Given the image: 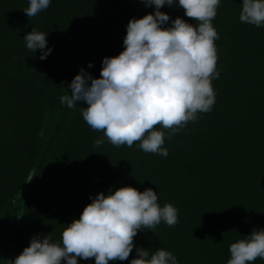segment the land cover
Segmentation results:
<instances>
[{"label": "trees", "instance_id": "obj_1", "mask_svg": "<svg viewBox=\"0 0 264 264\" xmlns=\"http://www.w3.org/2000/svg\"><path fill=\"white\" fill-rule=\"evenodd\" d=\"M241 2L221 0L212 21L219 36L212 110L170 137L171 130L155 126L165 132L162 157L145 153L139 142L113 146L83 120L86 105L60 103L81 68L99 78L102 60L124 50L128 21L152 14L154 6L51 0L28 18V0H0V264L37 234L59 242L90 196L127 186L151 188L160 206L178 209L174 227L162 222L134 237L137 247L167 250L178 264H227L231 243L264 229V27L239 21ZM160 11L170 17L165 27L178 17L197 23L178 5ZM32 28L48 33L52 51L44 60L23 41ZM97 139L104 143L95 146ZM134 258L135 248L115 264Z\"/></svg>", "mask_w": 264, "mask_h": 264}, {"label": "clouds", "instance_id": "obj_2", "mask_svg": "<svg viewBox=\"0 0 264 264\" xmlns=\"http://www.w3.org/2000/svg\"><path fill=\"white\" fill-rule=\"evenodd\" d=\"M154 6L152 14L130 19L123 39L124 50L115 57H105L99 78L84 68L71 80V95L60 97V103L72 109L81 107V115L93 130L103 131L113 146L138 147L145 153L167 157L165 132L174 134L198 113H208L215 104L211 81L219 78L214 41L219 39L212 24L221 0H141ZM51 0H28L23 10L28 18L46 10ZM178 5L184 15L171 21L161 12L163 6ZM239 21L264 27V0H242ZM47 35L32 28L23 37L28 50H40L44 60L52 49ZM92 64H88L91 68ZM95 146L104 140L97 139ZM33 179L30 178L29 181ZM28 181V182H29ZM79 219H73L61 233L59 242L50 235L33 236L29 246L7 264H78L94 259V264H115L125 261L135 248L136 257L130 264H178L171 252L162 248L142 249L134 244L139 231L154 229L162 222L174 227L178 209L167 203L158 204L157 192H143L127 186L89 197ZM231 243L227 264H253L264 260V229Z\"/></svg>", "mask_w": 264, "mask_h": 264}, {"label": "rangeland", "instance_id": "obj_3", "mask_svg": "<svg viewBox=\"0 0 264 264\" xmlns=\"http://www.w3.org/2000/svg\"><path fill=\"white\" fill-rule=\"evenodd\" d=\"M15 257H13L12 259H14ZM5 264H7V262L5 263Z\"/></svg>", "mask_w": 264, "mask_h": 264}]
</instances>
